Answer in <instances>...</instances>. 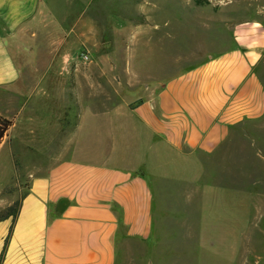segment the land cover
I'll use <instances>...</instances> for the list:
<instances>
[{
    "label": "crops",
    "instance_id": "1",
    "mask_svg": "<svg viewBox=\"0 0 264 264\" xmlns=\"http://www.w3.org/2000/svg\"><path fill=\"white\" fill-rule=\"evenodd\" d=\"M51 1L0 0V115L12 126L26 113L35 121L39 104L46 144L63 145L30 175L15 217L0 219V264H119L174 213L196 214L201 238L239 239L236 215L212 203L233 189L204 176L236 129L264 115V24L236 23L230 48L160 83L101 91L83 80L118 76L68 70L72 52H57L88 42L83 14L70 2L56 17ZM48 33L55 50L46 59ZM41 79L42 101L27 102Z\"/></svg>",
    "mask_w": 264,
    "mask_h": 264
},
{
    "label": "rangeland",
    "instance_id": "2",
    "mask_svg": "<svg viewBox=\"0 0 264 264\" xmlns=\"http://www.w3.org/2000/svg\"><path fill=\"white\" fill-rule=\"evenodd\" d=\"M70 2L73 10L83 14L88 42L82 48L59 49L57 54L72 52L76 60L68 69L72 73L118 76L114 80L100 77L94 85L83 80L84 88L94 86L101 91L122 88L138 92L144 84L160 83L230 48L236 23L257 20L264 24V0H52L50 9H57L52 15L60 16ZM48 39L49 33L46 59L55 50ZM81 52L88 53V61L78 58ZM257 72L264 84V58ZM45 82L41 79L33 92L26 90L23 99L41 102ZM112 97L99 96L106 103ZM35 107L36 120L28 121L27 113L22 115L0 143V219L14 216L30 175L52 165L63 146L46 144V112L39 104ZM209 162L210 174L204 177L233 189H228L226 199L212 203L218 214L226 209L223 213L236 215L242 236L236 240L201 238L196 214L186 218L174 213L163 221L158 219L156 238L147 245L129 244L119 264H264V115L236 129ZM230 228L234 231V225Z\"/></svg>",
    "mask_w": 264,
    "mask_h": 264
},
{
    "label": "trees",
    "instance_id": "3",
    "mask_svg": "<svg viewBox=\"0 0 264 264\" xmlns=\"http://www.w3.org/2000/svg\"><path fill=\"white\" fill-rule=\"evenodd\" d=\"M11 125H12V120H11V119H7V118L2 117V116L0 115V143H1L3 137H4L5 133H6V130H7V129L9 128V126H11ZM18 204H19V203H18ZM15 215H16V212H15V214H14L13 217H15ZM8 216H9V215H7V216H5V217H3V218H7Z\"/></svg>",
    "mask_w": 264,
    "mask_h": 264
},
{
    "label": "built area",
    "instance_id": "4",
    "mask_svg": "<svg viewBox=\"0 0 264 264\" xmlns=\"http://www.w3.org/2000/svg\"><path fill=\"white\" fill-rule=\"evenodd\" d=\"M78 58L83 60V61H88L89 60V55L87 52H81L79 55H78Z\"/></svg>",
    "mask_w": 264,
    "mask_h": 264
}]
</instances>
